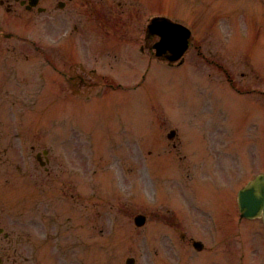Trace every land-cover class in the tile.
Masks as SVG:
<instances>
[{"label":"rangeland","instance_id":"1","mask_svg":"<svg viewBox=\"0 0 264 264\" xmlns=\"http://www.w3.org/2000/svg\"><path fill=\"white\" fill-rule=\"evenodd\" d=\"M159 1L160 0H137L138 4H136V7L140 12H135L134 14H132V19L130 21L131 27L127 30L128 33L132 34L137 39V42L133 43V46L136 45L135 52L132 45L130 49L129 47L126 48V51L129 50L133 58L136 53L134 64H136L141 58V56L138 54V49L141 47V45H143V43L140 41H143V38L145 37V32L144 30L142 31V27L143 25L144 27L147 25L149 15L161 14L171 16L174 12V10L169 5H166L165 3L160 5ZM167 1L171 4L174 3L175 5L181 3L188 6V8H183V13L180 18L183 19V23L193 25L194 29H197L196 35L194 36V46L196 47V50H191L186 59H184L185 62L183 66L177 68H184V70H172L161 65L155 66L152 73L153 83L151 81L149 83L151 92L158 95V98L163 97L165 102L168 103L172 102V100H174L173 102H175L176 98H180L181 113H185L189 110L190 101H196V112L198 114L213 111L212 109H214L216 105H214L213 99H210V96L216 92L214 94L215 102L224 105L226 107V110L228 111V113H226L225 115V117L228 116L227 120L230 121V123L227 122L226 124L227 128H231L233 124V113H235L237 110L238 116L237 118H235L237 123L243 122L246 118L248 121H250L247 122L249 124L255 125V123L258 121L264 124V96L256 92L257 90H264V4L260 0H228L224 4H221V2H213V0H204L205 3L202 2L201 5H197L196 7V0ZM139 2L141 3L139 4ZM166 6L168 9L165 11L159 9V7ZM223 6H226L225 9L223 8ZM228 7L231 8V12L230 14L226 15L225 13ZM148 8H151L150 11L147 12V14H144V11ZM211 8L212 11H210V15L212 18L204 15L202 19L203 23H199V21H196V15L200 16V9L204 14L205 12L209 13V10ZM193 13H195L194 16H192ZM217 15H223L222 17L225 21V27L228 28L229 31H232V28L227 21H230V23L233 25L235 33H239L237 29H244L249 33L251 32V35L253 33L252 30H259L260 32L262 31L263 33L260 35L261 39L258 41V47L257 42L249 41L248 44L247 42L245 44H242V42L244 41H232L231 36L225 39V42H228L225 44L222 43V41H220L221 39L219 40L218 37L216 39V20L213 17ZM32 30L33 25H31L29 28H25V31L29 34H33ZM124 38L125 36L122 37V39ZM128 38H130V36H128ZM236 44L238 45L232 50L231 45ZM245 46H247V49ZM198 48L202 49L201 52L206 59H204L203 56L199 55V53L197 52ZM255 48L257 50H255ZM144 59L146 63L148 60L146 58ZM24 62H29L30 66L37 64L35 59L29 61H25L24 59L23 63L21 62V65H24ZM122 67H124L126 71H129L127 62ZM96 68L98 74L102 72L101 69L103 67L101 63L98 64ZM186 70L191 71L192 74L190 75ZM45 73L48 74L47 72ZM138 74L139 73L137 72V78L135 79V81H133L131 84L124 83V86L120 87L119 89L110 90L104 85H102L100 89L90 87L88 88V91L84 95H82L81 98L69 97V94H67V91L65 90L66 88L64 87L57 90V94L61 96H56V99L54 97L48 98L46 93H44V95L46 96L40 97L38 99L39 108L37 120L40 123L39 127L34 124L36 120V114L34 113L30 103H27V101L24 102L22 104V111H20V104L14 106L13 109L10 104H8L7 116H12V119L8 117L7 120L8 141H10V147L14 146L13 150L10 149L9 156L14 157L16 161L19 158L21 159L23 157L22 172H18L17 168L15 167H9L8 170V179H10V177L12 176L14 181L20 183L15 184L14 188H10V192H14V196H10L9 198L8 214L10 215L8 216L6 227L8 226L7 229L11 231L14 236H19L21 237V239L25 235L37 236L38 230L35 224L36 219L33 218L31 213H27V210L32 206V199L35 200V195H33V193L31 192V189H33L32 180L27 176L28 172H32L35 166L32 158L28 156L29 144H37L40 146V149L50 148L52 150V158L56 159V161L59 160L62 165L64 164L63 160L65 156L66 160L72 158L69 143L75 140V137L73 138V140H70V137L66 133V124L62 128L56 127V123L60 122V118L65 116L66 112L72 114L73 118L75 119L73 120L74 127L78 131L80 128H83L85 130L87 123L90 125V129L94 131L92 132L93 141L91 139L92 142L89 143L98 145L101 150L105 149L101 145L95 144V140L98 137L97 131L102 128L99 126H101L104 122H106V124L108 125H115V123H117L116 118L118 114L123 122H128L130 120V116H132V118H140V120L137 121V127L134 128L140 129V131L137 132L138 137H133V135L129 133V135L131 134L133 138L129 149L124 150L126 159L116 165L122 167V164H124L130 167L134 166L135 162L142 163V161L147 159V151L151 147H146V145L143 147L139 143L142 139H144L145 134L148 137L147 131L150 129L151 123L150 120H146L147 116L143 117L144 111L142 110V108L137 109L136 106L139 108L144 102H146V100H148V95L146 94V92L141 91L147 86L148 83L143 82L140 85V78ZM228 77L235 80V82L232 84L233 86H231L229 84V81H227ZM40 83H43L42 80L40 81ZM197 86H201L203 88L199 91L200 93L196 94ZM214 86L219 87V89L224 88V90H229L233 93H231L230 96H224L217 89H215L214 92ZM132 89H136L138 91L132 95V106L126 103L124 104V107L122 109L121 105L124 102L128 101V99H124V97L129 94L127 92H130L129 90ZM234 90H238V92L242 93V95H239L242 97L241 100L236 97V95L234 94ZM245 90H251L254 92L246 95L244 94V92H246ZM99 91L105 92L100 93ZM241 101L244 109H242L241 107H237L236 102L241 103ZM147 112L150 117L152 113L150 111V105L147 106ZM163 113L165 119L163 121H161V119L158 124H154L155 120L152 115L151 121L153 125L151 124V127L153 131L154 129L157 131L158 140L161 141V138L163 137V140L165 141L163 143H167V138L165 137L170 132V130L177 128L181 133V128L174 119L172 113H170L168 110H165ZM208 116L209 113L207 114V117ZM93 118H95V121L93 120ZM193 121L196 122V118L193 119ZM64 122L65 121L57 123V125ZM20 123L21 125H19ZM52 123L54 124L51 125ZM262 127L264 128V125ZM16 129L18 132L23 131L24 136H21L22 139L17 140L15 138V132H17ZM54 129L55 131L51 132V130ZM214 129L219 132V137L220 135H225V131L221 130L220 127H214ZM251 129L252 128L249 129V125L244 124L245 134L249 133ZM33 138H37V140H32ZM240 139L242 138L238 137V140ZM135 140L137 141V143ZM84 142L83 145H85ZM115 142V140L110 141L109 145L114 144ZM11 143H13L14 145H11ZM107 143L108 142H104V144ZM127 143L128 142H123L124 145ZM77 149H80V144L76 147V150ZM161 149L162 148H159L158 150ZM254 154L257 156V152H255ZM250 156L247 159V163L248 161H252V159H250ZM103 160L105 159L103 158ZM95 161H98L96 160V157L92 158V161L90 160V162L88 163V168H86V170L88 171L89 176V186L91 184L96 186L95 189H98V195L90 196V198L87 200V207L85 206L84 201H82L77 196V194H80L81 192H86L85 181L84 179H78L75 175L70 174L67 167H62V174L56 177V183H54L52 186L49 185L51 180H49L47 177L41 178L43 186L40 187L42 190V194L40 196L45 197V202L49 207L53 209L54 212H56L57 208H59V210H64L68 215H71L72 212H67L66 210L67 206H72L73 208H76V211H74L72 214L73 216H75L77 210L80 211L82 208L86 210L84 216H86L88 213L90 214L89 219L91 220V222L88 224L87 229V235L89 236L88 251L92 252L93 249H95V247H93L94 244V246H99L101 243H103L104 248H106L107 250H100L99 248H97L100 254L103 255V264H125V261L128 258V256L126 255H134L138 260L137 264H144L146 261L145 257H147L148 252L150 251V249L147 248V251V249L145 248V246L147 247V243H145V237L147 235L148 229L153 228V230H155L159 226L160 228H162L161 226H163V230L169 228L167 226L168 224L166 222H163V218L169 216L167 215V208L165 209L164 203L160 205V203L157 204V200H152L151 194L154 192L151 188L148 190V194L150 195V197L147 201L142 199L141 203L136 202L135 204L130 205L132 207H129L128 203L131 202L129 201V199L134 196V190L136 188L134 185H132V182L134 181H131V175L128 176L127 181L125 180L127 189L126 195L118 197L117 200V196L113 198L108 197V191L106 187L97 185L96 182L99 178H103V176L106 175L104 172H107V169H116L124 175L132 174L137 180L139 178L135 176L130 170H127L126 166L125 169H123L124 172L122 171V168L120 169L116 166H107V168L104 169L102 168L103 163H95ZM153 162L154 160L151 161V163L153 164L152 169L156 172L157 177L160 180L168 177L172 178L175 176L176 173L170 170L166 163H161L160 167H158ZM14 164H16L15 161ZM93 165H95V167H93ZM254 165H258V163L256 162ZM99 168L102 169V171L98 172ZM24 174L25 177L28 178H24V180H22L21 182L29 181L27 187L23 186L21 182H19L21 176ZM143 176L146 182L143 180L141 181L146 183V186H148L147 183H149V178L146 176V174H143ZM248 176L249 174L247 175V177ZM94 177H96V180L94 179ZM236 177L237 175H234L233 177V184L231 188L232 194L229 196L230 200H233L235 190L239 186L238 182L236 181ZM194 185H196V183ZM44 186H46V189ZM158 187L159 189L162 188L160 184L158 185ZM21 188H25L24 190H26V192H30L27 197L29 198L31 205L28 206V202L25 199V210H20V205L18 209H15L18 206L12 207L15 203L19 202L18 197H20V195L15 194L16 192L20 191ZM89 192L90 194H92L93 191L89 190ZM177 192L178 191L174 189L173 193H167L169 195L174 194V199L177 200ZM70 193L71 197H68ZM187 197L188 199H193L190 195H187ZM52 198L53 201H50ZM56 199L57 201L55 202ZM22 212H24L23 217H18ZM142 212L148 214L149 220L146 226L138 228L134 224V215H138ZM186 223H188V234L194 235V237L196 238V220L194 218H191ZM240 226L234 228L233 225L230 233H227L226 235L227 237L229 234H233L231 250L233 252V256L236 257H238L239 255V244L237 240V238L239 237L237 236L236 232H239L238 229H240ZM246 227H251L250 230L255 229V232L253 233H257L263 229V227L261 228L260 224L247 225ZM242 228H245V226ZM65 232L66 234L74 235L79 234L80 230L76 228L75 230H68ZM101 233L102 235H100ZM226 237L223 240H225ZM26 239L28 240V243L30 240H32V242L29 243L32 246L35 239H31L29 237H26ZM94 240L98 242L95 241L94 243H91ZM226 245V241L221 242L219 244L220 251L216 253L224 256V254L222 253L225 251L224 248ZM134 246H136V248ZM27 252L28 254L24 258V260H19V262H22V264H35L33 249L29 248L28 246ZM142 252H144L146 256H144V253ZM152 252L154 251L152 250ZM195 259L197 260L198 258ZM2 260L5 261L7 259L4 258Z\"/></svg>","mask_w":264,"mask_h":264}]
</instances>
